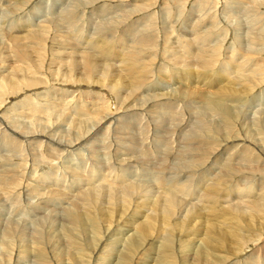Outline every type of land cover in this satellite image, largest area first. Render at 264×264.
Listing matches in <instances>:
<instances>
[{"label":"rangeland","instance_id":"1","mask_svg":"<svg viewBox=\"0 0 264 264\" xmlns=\"http://www.w3.org/2000/svg\"><path fill=\"white\" fill-rule=\"evenodd\" d=\"M81 1L82 0H79L78 2L76 0H0V33H3L2 36L0 34V170L8 172L12 169L17 176V181L15 180L16 183L20 181L23 184V186L21 187L26 190L25 192H22L23 189L18 187V189H20V191L18 192L14 188L12 189V187L8 184L3 185L2 181L0 180V212H3V214H6L7 212L9 214L7 215V219L10 220H14V214L16 213L18 216L24 218V220H22V223L24 225L28 223L29 225L33 224L36 226L40 214H37L35 206L41 205L46 198L50 197L53 199L55 204H62V211H66L65 207L67 209L74 207L76 203L79 202V200L76 198H80V192L85 188L87 193L92 192V196H95L100 199L97 200V203L95 205H100V208L102 206L104 207V209H106V211L103 212V217L99 218L102 225V237L98 236V240L96 239V242L90 245L92 247L88 246V248L86 249L88 250L87 255L91 256L92 263L95 260L98 261V259L107 262L105 258L111 249H104L102 252H105L106 254L103 255V257H100L98 256L99 250L97 251V246H99L100 241H106L108 231L111 232L116 227H119L122 223L126 224V221L131 224L134 223L137 219L141 220L142 218H140L139 216H142V214L140 212L144 213L145 210L147 212L146 214L151 216L152 212L155 213L159 210H156V205L154 204H157L160 201L162 193L169 191L170 194H176L175 192H177V196L181 197L180 203L176 209L177 211L175 210L176 213L168 223H171L169 225L171 228L169 227L170 230H167L173 233V243L175 242L173 247L174 259L169 260V257H167L168 264H191L193 261L192 257L194 256L189 254L190 256H187L188 260L184 259L182 258L185 255L183 251L186 248L187 253L190 251V249H195L194 251H197L196 249L199 248L198 245L201 246L205 239L206 240L204 243H206V241H208L211 236H213L214 238V234L210 233L212 231H218V229H221L223 227L219 225V222L216 220V218L219 217V213H225L226 209L229 206L230 209H241L240 213H234L233 216H228L230 220L228 219L229 221H227L225 224H230L228 226V230L236 231L238 234H240V240H237V245L234 243L236 241L233 242L231 240H226L225 243L223 242L222 244L220 241L221 239L219 241L218 239L212 240V252L215 264H233L232 262H235V260L237 259L241 262L236 264H264V249H260L258 242V240L261 241L264 238V209L257 211L255 207H248L249 203L252 202L255 197H260V194L262 196V187L264 186V181H261L260 178L262 177L264 179V173L260 176H258L257 173H248V178L242 179L240 173L237 172L235 174L236 176L234 175L235 177L233 182H230L229 186L224 187V189H226L227 187L229 188L221 191V193L219 191L220 194H216V204H214L215 206L212 208L211 204L205 202L204 195H207L209 197L210 202L212 201L210 195L207 194L206 189L210 187L209 185L211 183V186L213 185L212 181L215 175L211 178L210 181H200V171L197 172V176L199 178H197L196 176V179L189 177H179L181 176L180 174H178L179 176H176L178 170L172 166V168L170 169L172 171L169 172V169L167 168L168 172L166 171L167 169L165 170V172H163V176L165 173V179L159 184V182L161 181V176L155 175L153 176V178L150 175L149 178L146 175L147 172L144 173V171H148V174H151V170H154V168L156 167L155 163H157V165L160 163L159 158L157 157L158 154L160 155L159 152L161 151H159L158 147L155 146L156 141L154 142L153 137L151 138V136H153L155 132V129L154 124H149L150 120L148 119V115H146L147 121L142 126L138 124L144 121L145 118L143 117H145L144 113H146V110L152 112V110L150 111L149 109H159L152 106V99H145L143 95H146L147 93L154 94L155 96V94L158 93L162 94L170 92V90L173 91L177 86L179 87V85L181 86L184 84L189 86H195L196 91H210L211 87H207L209 82L203 81V76L200 75L201 72L205 71V69L201 68L202 65L201 67L199 66L201 64V59L205 58L206 60V58L208 57L206 53L212 55L214 52H216V54L219 55V60L216 59V63L211 66L212 68L214 67L213 69L211 68L213 70L212 74H214L215 76H219L218 74L220 69H225L226 71L224 70L223 73L227 76H230V78H232V80L230 79L232 82L234 80L239 79L240 77H243L241 81L243 83L245 82L246 87H248V89L246 88L247 92L250 93L252 91L251 97L249 98V100L251 99V101H248V104H257L256 108L260 107V105L258 104H262V106H264V41L253 43L248 37V35L253 32L252 27L250 25L251 20H255L254 18L257 17H261V20L263 19L259 28V34L264 36V0H251L249 4H245V0H93L90 3H83L82 7H79V10L76 12V14H79V16L76 17L74 22L64 23L61 20V16H63L65 12L77 7V5ZM99 4H101V6L104 5L105 9H110L109 13L107 14L109 15V17H104L105 19H98L99 14L101 13L99 12V10L101 11V6L97 7V5ZM92 8H94V10L96 11L91 12ZM146 8L150 9L146 10ZM225 9L227 10V12L231 11L230 14H225ZM128 12L134 13L133 15L135 16H133L128 21L125 20L122 24L118 25L117 27L116 24H114L113 20L110 19V24H108V26L111 27L108 28L113 27L112 29H106L102 32L97 31L98 27H96L94 23L99 22L101 20H107L108 22V18L114 17L115 19L116 16H118L119 18L121 14H126ZM232 14H235V17L233 19H231ZM150 17L151 19H157L155 20L157 22L156 24H154L153 28H151V33L147 35L145 33L144 35H146L147 37L153 36L152 30L155 31L154 34L157 43L152 48H149L148 46L144 47L143 45L136 42L138 40L136 36L137 31L135 32V34H132V32L130 31L137 25H141L140 23L144 20L145 21L143 22V26H146L147 20L150 23ZM211 22L215 23L214 26L216 27V30L212 29L213 25H211ZM42 25H47L45 26L46 28H44L46 30L43 29ZM209 26L211 27V29ZM62 27L64 29H62ZM125 28L129 29L126 30ZM198 29H200V31H205V34L202 38H199L197 35ZM222 31H224L222 33L223 35L220 34V32ZM241 38L243 39V41ZM201 39L203 40V44ZM238 40H240L241 46L245 44V46H242L243 48L241 49L237 43ZM94 41L102 48L106 47V45L108 44V47H111V49L113 48L110 52L111 55L109 54L107 56V59L104 58L106 57L105 53H103V55L100 53L99 50L93 47V44L95 43ZM123 41L125 43H123ZM246 41H249V44ZM112 46H114L115 48ZM141 46H143L144 49H142ZM202 49L203 51H201ZM209 50H211V52H209ZM153 51L155 52L153 53ZM190 51L192 52L191 55H189ZM155 53L157 56L155 55ZM228 56L231 57L228 58ZM181 57H183V59ZM189 59H195V62L193 60L190 61ZM142 60H145V62L143 63ZM89 61L92 64V69H94V73L96 74H93L91 77L86 75L87 73H89L87 70ZM141 62L144 64L143 67V64ZM72 63L74 65H72ZM145 66L151 67L153 69L151 70L150 68H147L149 69L147 71ZM143 68H145V70H142ZM133 70H135V73ZM141 72L143 75H141ZM189 72L195 74L190 75ZM150 73L152 75H150ZM133 74L137 75L138 79L136 78L137 76H133ZM146 74L148 75V78H146ZM31 76L33 78L29 79V77ZM184 76H188V80L183 79L182 81L181 78ZM39 77L44 81H42ZM141 77H144V80H142ZM165 78H167L168 80ZM254 78L257 80H255ZM5 80H7L6 83H4ZM138 80H142L143 85L145 83V87L143 86V89L140 88L141 92L137 91L139 90V85H136V82H138ZM35 82L39 83L40 85L38 84L37 86ZM204 82H207V86H204ZM148 88L149 91H147ZM241 89H243V86L241 87ZM195 100L198 101L199 99ZM175 101L178 106L176 110L178 109V113H180L181 111L179 110H182L181 106H184L185 100H179L178 102L177 100H174V102ZM247 108H249V106ZM113 112H116L117 115H119L120 113V115L117 117H122L123 115L124 119H134L137 123L135 125V123L132 122L133 120L130 122L128 121L129 124L127 125L131 124L128 128L130 129V131L128 130V132H125V129L124 131H122V128L120 127V130H118L119 132H111L112 135L116 134L113 137L108 131L109 136L106 135V137L104 138L106 149L104 150V153L102 151L98 152L99 160L101 161L103 159L102 161L105 162L104 166L106 168L103 166H95L94 163L97 164V162L91 160L93 158H90V152L85 148H83L85 150H81L83 156L85 155L82 158L81 155H79L78 153L79 149H64L59 145H51L50 143H46L48 141L47 136H49L50 134H53V138H56L58 140L62 138V144L75 142L76 140L81 139L83 140L94 131V128L97 127L100 122L106 120L105 116L107 114H114ZM197 112L199 113V110H197ZM187 115L188 114L185 113V116L182 117L188 119L189 115ZM137 124L139 126H137ZM11 125H13L14 127ZM15 126H22L25 128V131H21L19 128H17L18 132L15 133ZM30 126L33 127L30 128ZM106 126L107 124H105V127ZM120 131L122 137L124 136V139L119 137L121 136ZM136 131H138L142 135L146 134L147 136H150L151 141L149 140V144L151 143L150 145H152V143H155L153 148L156 153L158 151L159 152L157 155H155V158L153 155L152 159H150V162H153V160L156 161L151 167L143 168L144 164H141V166L137 163H131V166H129L130 168L127 167V169L125 170L124 167L120 168V166L115 163L125 157L121 156V153L125 152L126 150V139L134 140L133 138L136 135ZM261 131H263L262 133L264 134V128ZM37 132L40 135H38L37 137H31L29 141H27L26 139H24L25 137H23V135H30ZM123 132H125V134L127 133L128 135L122 134ZM101 133L102 132H99L95 135L92 134L90 136L91 139H87L85 143H93L94 145L99 143L98 147H100L103 143L101 141ZM258 133L262 135L261 137H264L260 130H258ZM16 134H19L22 137H18L19 135ZM8 136L14 137V142L15 140L21 142L20 145L22 147L19 145L20 149L21 151L25 152H22L23 154L21 153V155H17V158H11V161L6 162L3 157H5L8 152L11 151L10 153L12 154H16L17 152L16 150H8V143L6 141V138ZM130 136L133 137L131 138ZM238 136L243 139L245 135L240 134ZM117 139L120 140L118 141ZM25 141L27 142V144L25 143ZM39 141H42L44 144L42 143L43 147H40L37 150L36 147L37 143H40ZM32 148L35 151H33ZM166 149L167 152L164 153V156L162 153L161 156H168L170 149ZM40 152L42 153L40 154ZM228 152H230L231 154V152L233 153L235 152V150H230ZM61 154L63 156L60 157L59 155ZM39 155H41V157ZM229 155L224 154L223 157H228ZM48 156L50 158L47 159ZM22 157H24L23 160ZM34 157L37 159H35ZM180 158L181 157L179 156V159ZM187 158L185 160H187ZM42 159L44 160V162ZM51 159H53L52 162ZM176 160L178 159H169V164L174 163ZM185 160H180L179 164L184 165L185 163H187V161ZM12 161L14 163H12ZM16 161L17 163H15ZM18 161L21 162L19 165ZM40 161H42V163ZM107 163L109 164L107 165ZM109 165L113 167L109 168ZM19 166L22 168H20ZM163 166L166 167L165 165ZM20 169H24V172L26 174H24L23 171L21 173ZM128 170L129 172L133 173V176L137 175V179H140L139 181L142 182L143 187L140 188L142 190H138V193L135 192V195H138H134L135 198H131L129 204H122L125 205V207H123L121 204H116L118 202V199H113V194H115V192L118 193L119 191L118 185H114L116 180H114V177H117V175L120 174V176L123 175L121 177L126 180L124 184L136 183L134 181H128L131 179V173H129ZM117 172H119V174ZM209 172L210 171H207L206 175H208ZM143 174L146 175L148 178L146 177L143 179ZM169 174L171 175V177L175 175V178H171L172 180L174 179V182H172V180L170 179ZM254 174H256L258 179ZM27 176H31V182L29 183L26 182L29 179L24 178ZM89 178L93 182L95 181V184L92 182L93 184L86 185L87 181L90 180ZM112 179L114 180V182ZM166 179L167 181H165ZM168 179L171 181H169ZM238 179L243 180V183L238 182ZM258 180H260L261 182ZM179 181H184V184H187V182L189 181L190 183L188 184L190 186H195L194 190L191 188V193L186 192L184 194H180L178 192L179 190H177L178 186H176L177 188L174 187V184ZM25 183H28L27 186L25 185ZM10 184L14 185V182ZM160 185L164 187L161 188L165 191L160 189ZM112 186L113 188H111ZM167 186H169V188ZM145 187H148L149 189H147L149 191ZM110 188L111 191L109 190ZM143 188H145V190ZM174 188L176 191L174 190ZM140 191H145L146 193H148L145 194L146 197H148H141V195H139V193H141ZM225 192L228 193L225 194ZM93 193H95L96 195H94ZM7 196L12 197L7 198ZM101 197L103 199H101ZM143 198H145L146 204H144ZM24 199L28 201L30 200V202H28L29 204ZM191 201L193 202V204H195V206L193 204H190ZM140 202L142 204H140ZM31 204L33 206L35 205L33 209H31L29 206ZM139 205H145L146 207L144 209L141 208L142 210L140 209L139 211V209L135 207ZM205 205L210 207L208 208ZM133 207L137 209H134ZM154 207L156 211H153ZM247 207L250 209H248ZM198 208L204 211V218L200 217ZM112 210L114 211V213H112ZM127 211L129 212V214ZM134 211L138 212V214L136 215L137 219L132 218L135 215V213H133ZM163 213H165V208H162L160 212L158 211L156 215L154 214L156 216L157 222L154 223L156 226H154V230L151 234V238H153L152 240H156L158 237L161 238V240H164L166 237V230L162 226V223L164 222L162 216L165 215ZM120 214H122V216ZM236 214H238L239 223V229L238 226L235 227L237 230L233 226H231L232 223H235L237 221L236 219L234 221L231 220V218H234V215ZM131 215L133 216L130 217ZM157 215L158 217L161 216V219L160 217L158 218ZM250 215L253 218L251 220L252 225H250V222L247 221V218ZM108 218L109 220H107ZM30 220H32L33 223ZM176 222H178V225L175 224ZM210 224L212 226H210ZM174 228L176 229V231ZM178 228H180V230H178ZM189 229H191L192 233L191 231H189ZM203 235L205 236V239H202L204 238ZM206 236H208V238H206ZM218 236L219 235L216 234V237ZM187 239H189V241ZM97 241L99 244H97ZM238 241L241 242L239 243ZM45 242L46 239H44V243ZM213 242H219L217 243L218 247H214ZM149 243H152V241ZM153 245L157 244L153 243ZM43 247H45V244L43 245ZM93 248L94 251H92ZM177 250L179 251L177 252ZM89 251H97V253L94 255L92 252ZM154 252L155 250L153 252H149L150 254L148 253L149 255H147V257L144 256L145 260L143 262L152 259L153 255H155ZM252 255L256 258L250 259ZM96 256L98 259L96 258ZM140 256L141 255H137L130 262V264H137L139 261L142 262V260H140ZM257 258L261 260L259 261ZM99 262H97V264Z\"/></svg>","mask_w":264,"mask_h":264},{"label":"bare ground","instance_id":"2","mask_svg":"<svg viewBox=\"0 0 264 264\" xmlns=\"http://www.w3.org/2000/svg\"><path fill=\"white\" fill-rule=\"evenodd\" d=\"M76 1L78 2L79 0H76ZM92 1L93 0H82L78 5L75 3L77 5V7H75L74 9H72L70 11L65 12L64 15L61 16V20L64 23H72V22H74L76 17L79 16V14H76V12L79 10V7H82L83 3H90ZM95 1H98V0H95ZM245 1H246V3L244 2L245 4H249L251 0H245ZM98 6L100 7L101 4L97 5V7ZM239 7H242V6H239ZM106 9L104 8V5L101 6V11L99 10V12H101V13L99 14L98 19H100V18L101 19L102 18L105 19L104 17H109V15H107V14L109 13L110 9H107V11H106ZM148 9H150V8H146V10H148ZM94 11H96V10H94V8H92L91 12H94ZM168 12H171V11H168ZM230 12L231 11L227 12V10H226L225 14H230ZM133 14L134 13H129L128 12L126 14H121V16L119 15L120 16L119 18H118V16H116L115 19H114V17H111V18H108V22H107V20H103V21L101 20V21L96 22V23H94L93 21L92 22L96 25V27H98L97 31L98 32H102V31H105L106 29H112L113 28V27L112 28H108V27H111V26H108V24H110V22H109L110 19L113 20L114 24H116V27H117L118 25L122 24L125 20L128 21L133 16H135ZM234 17H235V14H232V18L231 19H233ZM236 18H238V17H236ZM254 19L255 20H253V19L251 20V24H250L251 27H252V31L253 32H251L248 35V37H249L250 41H252L253 43L264 41V36L259 34V28H260V25H261L263 19L261 20V17H257V18H254ZM155 20H157V19H153V18L151 19V17H150V23L147 20L146 21V24H147L146 26H143V22L145 21L144 20L141 23L139 22L141 25H137L136 27H134L133 29L130 30L132 32V34H135V32L137 31L136 32L137 33L136 36H137L138 40L137 41L135 40V41L138 42L139 44L143 45L144 47L148 46L149 48L150 47L152 48L157 43L156 38H155V34H154L155 31L152 30V35L153 36H150V37L146 36L147 34L151 33V28H153L154 24H156V22H157ZM57 24H58V22H57ZM235 24H236V22H235ZM263 24H264V22H263ZM103 25H105L106 27L103 26ZM127 25H129V24H127ZM211 25H213L212 29L216 30V27L214 26L215 23L211 22ZM45 26H47V25H44L43 29L46 28ZM59 27H61V26H59ZM62 29H64V28L62 27ZM125 29L127 30L129 28H125ZM210 29H211V27H210ZM44 30H46V29H44ZM223 32L224 31L220 32V34H222ZM145 33H146V35H144ZM0 34L2 36L3 33H0ZM204 34H205V31H200V29H198V34L197 35H198L199 38L200 37L202 38L204 36ZM130 35H131V33H130ZM133 36H135V35H133ZM135 39H136V37H135ZM242 41H243V39H242ZM20 42H22V41H20ZM246 42H248V44H249V41H246ZM123 43H125V42L123 41ZM237 43H238L240 49L243 48L242 46H245V44L241 46L240 40H238ZM202 44H203V40H202ZM108 45H106V47L102 48L101 46H99L95 42L93 44V47L96 48L97 50H99L101 54L105 53L106 57H104V58L107 59V56L110 54V52L113 49V48L111 49V47H108ZM96 46H98L99 48L96 47ZM143 46H141L142 49H144ZM112 47H114V46H112ZM251 47H252V45H251ZM63 49H64V47H63ZM145 50H146V48H145ZM201 51H203V49ZM154 52L155 51H153V53ZM209 52H211V50H209ZM191 54H192V52L190 51L189 55H191ZM155 55H156V53H155ZM206 55L208 57L206 58V60H205V58H202L201 62H200L201 64L199 63L200 64L199 66L201 67V65H202L201 68L205 69V71L201 72L200 75L203 76V81L209 82L208 86H207V82H204V86L211 87L210 91H204V92L203 91H201V92L200 91H196L195 90V88H196L195 86H192V85L189 86V85L184 84V85H181V86L179 85V87L177 86L175 89L173 88L174 87L173 86L172 88L174 90L173 91L170 90V92H167V93H162V94L158 93V94H155V96H154V94H150V93H147L146 95H143L145 97V99H148V100L152 99V101H153L152 106L155 107V108H159V109H156V110L155 109L153 110V108L149 109L150 111L152 110V112H149L148 110H146V113H144L145 117H143V118H145L144 121H142V122H140L138 124L142 126L147 121L146 115H148V119L150 120L149 124H154V129H155V130L153 129L155 132H154L153 136H151V138L153 137L154 142L156 141L155 142L156 143L155 146H157L159 151H161V152L158 151L160 153V155L158 154V152L156 153L154 148H153L155 143L154 144L152 143V145H150L151 143L149 144L150 136H147L146 134L142 135L138 131H136V135L133 138L134 140L126 139L127 140L126 146H125L126 150L124 149L125 152L121 153V156H125V157L122 158V160L120 159V161H117L115 164L120 166V168L124 167L125 170L127 169V167L131 166V163L132 164L133 163L134 164L137 163L139 165L144 164L143 168H146V167L149 168L152 165H154V162H156L155 160H153V162H150V159H152L153 155H154V158H155V155L158 154L157 158H159V162L160 163L158 165H157V163H155L156 167L154 168V170H151V172H150L151 174H148L149 173L148 171H144V173L147 172L146 175L148 177L150 175L152 177L155 176V175L161 176V179L159 178L161 180L159 182V184L161 182H163L164 179H165V173H164V176H163V172H165V170L167 168L169 169V172L172 171V170H170L172 168V166L175 167L178 170V171L176 170L177 171V175L176 176H179L178 174H180L181 176H179V177H186V178L189 177V178L196 179V176L198 175L197 172L200 171L201 172V175H199L200 181H210L211 178L214 177V175H215V177L213 178V181H212L213 185L211 186L212 183L211 184L209 183L210 187H208L207 189L205 188L207 190V194L210 195L212 201L210 202L209 201V197L207 195H204L205 196L204 197L205 198V202L208 203V204H211V206L213 208L215 206L214 204H216V198H215L217 196L216 194L219 193V191L221 193V191L226 190L227 188H229V187H227L226 189H224L225 186H229L230 185V182L231 183L233 182L234 177L236 176L235 174L237 172L240 173L242 179H247L248 178V173H257L258 176H260L261 174L264 173V137H261L262 135H260L258 133V130H260V132L262 133L263 131H261V130L264 128V106H262V104H258V105H260V107L256 108L257 104L256 105L248 104V101H251V99L249 100V98L251 97V92L252 91L250 93L247 92L246 88L248 89V87H246L245 82L243 83L241 81V79L243 77H240L239 79L234 80L232 82L231 81L232 78H230V76H227L226 74L223 73L225 69L224 70L220 69L219 74H218L219 76H217V75L215 76L214 74H212V72H213L212 69L214 67L212 68L211 66L216 63V59L219 60V58H218L219 55H217L216 52H214L212 55H209V54L206 53ZM214 56H216V57H214ZM87 57H89V56H87ZM183 57H181V58L183 59ZM229 57H231V56H228V58ZM127 58H128V56H127ZM172 59H173V57H172ZM195 59L194 60L191 59V60H193L195 62ZM190 61H189V63H190ZM142 62L144 63L145 60L144 61L142 60ZM154 62H155V60H154ZM196 64H195V66H196ZM72 65H74V64L72 63ZM129 65H130V63H129ZM190 65H191V63H190ZM131 66H132V64H131ZM143 66H144V64L142 65V67ZM146 66H149V65H146ZM146 66H145V68H146L147 71L149 70L147 68H150L151 70L153 69L151 67H146ZM199 66H197V67H199ZM85 67H86V63H85ZM87 67H88L87 70H88L89 73H87L86 75L91 77L95 73H94V69H92L93 67H92V64L90 63V61H89V64H88ZM138 68H137V70H138ZM145 68H143L142 70H145ZM133 71L135 73V70H133ZM201 71H202V69H201ZM214 71H216V70H214ZM189 73H190V75H194L195 74V73H191V72H189ZM183 74H181V75H183ZM68 75H69V71H68ZM134 75L135 74H133V76ZM141 75H143L142 72H141ZM150 75H152V74L150 73ZM135 76H137V75H135ZM146 76H147L146 78H148L147 74H146ZM30 78H33V77L31 76V77H29V79ZM136 78L138 79V76ZM188 78H189L188 76H184V77L181 78V80L182 81H183V79L188 80ZM22 79H24V78H22ZM141 79L144 80V77H141ZM165 79H167V78H165ZM41 80L44 81L43 79H41ZM142 80H138V82L135 81L136 85L137 86L139 85L138 86L139 90H137L138 87L136 89L138 92H141L140 88H142L145 85V83H144V85L142 84L143 83ZM255 80H257V79H255ZM6 81L7 80H5L4 83H6ZM161 82H163V81H161ZM177 82H179V81H177ZM23 83H25V82H23ZM182 83H185V82H182ZM238 83H239V85H238ZM35 84L38 86L39 83L35 82ZM242 86H243V89H241ZM126 89H128V88H126ZM147 91H149V88H148ZM195 99H199V100L196 101ZM174 100H177V102L179 100H185L184 106H181L182 110H179V111H181L180 113H178V109L176 110V108L178 106H177L176 101L174 102ZM150 104H151V102H150ZM248 106H249V108H247ZM143 109H144V107H143ZM197 110H199V113L197 112ZM113 113L114 114H112V113L107 114L105 116L106 120H104V121L101 120L102 122H100V124L98 123L99 125L94 128V131L92 130L93 132L90 133V135L88 137L85 136L86 138L83 139V140L81 139V140H76L75 142L62 144L61 143L62 142V138L61 137H59L61 139L58 140L56 138H53V134H50V135L48 134L49 135V136H47L48 141L46 143L47 144L50 143L51 145H59L60 147H63L64 149H71V150H74L75 148L79 149L78 153H79V155H81L82 158L85 155L83 156V153L81 152V150L83 148H85V149H87L90 152V155H91L90 158L91 157L93 158L91 160H94L95 162H97V164L94 163L95 166H97V167H99V166L105 167L104 166L105 162L102 161L103 159L101 161L99 160L98 152L102 151L104 153V150L106 149L104 138L106 137V135L109 136L108 131L110 133L113 132V131L116 132V131L120 130L119 128L121 127L122 131H124V129H125L126 130L125 132H128V130L130 131V129H128V128L131 125V124L127 125V124H129L128 121L130 122V121L133 120L132 122L135 123V125L137 123V122H135L134 119H132V120L128 119V118L124 119L123 115H122V117H117V116L120 115V113H119V115H117L116 112H113ZM185 113H187L189 115L188 119L182 117V116H185ZM137 116H139V115H137ZM209 116H211V117H209ZM132 117H134V116H132ZM244 120H246V121H244ZM239 123H241V124H239ZM105 124H107L106 127H105ZM138 124H137V126H139ZM20 125H22V124H20ZM11 126H13V125H11ZM31 127H33V126H30V128ZM15 128H16V130L14 129L15 133L18 132L17 128H19L21 131H25V128L22 127V126L21 127H19V126L16 127L15 126ZM99 132H102L101 133L102 134L101 141L103 142L100 147H98L99 143H97L96 145H94L93 143H85V141H87V139H91L90 136L92 134L95 135V134H98ZM125 132H123L122 134H125ZM240 134L245 135L243 139L238 136ZM16 135H19V134H16ZM38 135H40V134L37 132V133L30 134V135H23V137H25L24 139L29 141L31 139V137H37ZM44 135H45V133H44ZM115 135H112V133H111L112 137L115 136ZM120 135H121V131H120ZM263 136H264V134H263ZM18 137H22V136L19 135ZM119 137L124 139V136L122 137V135L119 136ZM130 137L132 138L133 136H130ZM80 138H81V136H80ZM16 139H19V138H16ZM106 139H108V138H106ZM111 140H113V139H111ZM6 141L8 143V150L9 151L10 150H16L17 151V152L15 151L16 154H12V153H10L11 152L10 151V152L7 153V155L5 157H3V159L6 162H8V161H11V158H15V157L17 158L18 157L17 155H21V153L23 151H21V149H20V146H21L20 143L21 142H19L17 140H15V142H14V137H9L8 136L6 138ZM39 142L40 143H37V147H36L37 150L40 147L42 148L43 144H44L42 141H39ZM25 143L27 144L26 141H25ZM22 145H24V144H22ZM35 146H36V144H35ZM25 147H26V145H25ZM117 148H119V147H117ZM166 148H168V150L170 149V152H169L167 157H163L164 153L167 152ZM85 149H83V150H85ZM32 150H33V148H32ZM32 150H30V151H32ZM107 150H109V149H107ZM140 150H141V153H140ZM230 150H235V152H233V153L231 152V154H230V152H228ZM33 151H35V150H33ZM36 152H39V151H36ZM41 153L42 152H40V154ZM162 153H163V156H161ZM37 154H39V153H37ZM224 154L225 155H229L230 154V155L228 157L227 156L223 157ZM39 156L41 157V155H39ZM59 156L61 157L63 155L61 154ZM179 156L182 159L181 158L179 159ZM24 157H22V160H23ZM168 157H170V158H168ZM48 158H50V157L48 156L47 159ZM173 158H176L178 160H176L172 164H169V159H173ZM186 158H187V160H185ZM19 159H21V158H19ZM35 159H37V158H35ZM44 159H45V157H44ZM25 160H26V158H25ZM52 160L53 159H51V162H52ZM180 160L181 161L185 160V161H187V163H185L184 165L183 164L180 165L179 164ZM40 162L42 163V161H40ZM43 162H44V160H43ZM54 162H56V161H54ZM12 163H14V162L12 161ZM15 163H17V161ZM20 163L21 162L18 161V165ZM108 164L109 163H107V165ZM110 165H114V164H110ZM110 165H109V168L113 167V166H110ZM163 165H165L166 167H164ZM22 167H23V164H22ZM22 167H20V168H22ZM206 167H208V168H206ZM101 169H102V167H101ZM168 169L166 170L167 172H168ZM103 170H104V168H103ZM113 170H115V169H113ZM22 171H23L24 174H26L24 172V169L21 170V173H22ZM116 171H114V172H116ZM174 171H175V169H174ZM207 171H210L208 173V175H206ZM128 172H129V170H128ZM19 173H20V171H19ZM117 173L119 174V172H117ZM129 173H131V172H129ZM132 174L133 173H131V179L130 180L127 179V180L128 181H132V182L133 181L136 182L134 184H128V183L124 184L126 182V180H124L121 177L123 175L120 176V174H119V175H117V177L116 176L114 177V180L116 179L114 185L117 184L118 185V189H119L118 193L115 192V194H113L114 195L113 199H118V202L116 204H119V205L120 204L121 205L122 204H127V203L129 204V201H131V198H133V197L135 198V196L138 195V194L135 195V192L138 193L139 192L138 190H142V189H140V188L143 187L142 182L139 181L140 179L139 180L137 179V175L133 176ZM146 175H144V174L142 175L143 179L147 177ZM254 175L256 176V174H254ZM142 176H140V177H142ZM169 176H170V179L171 178H175V175L171 177V175L169 174ZM16 177L17 176H16L15 172H13L12 169L10 171H8V172L4 171V170H0V180L2 181L3 185L4 184H6V185L8 184L9 186L12 187V189L14 188L18 192L20 191V189H18V187H20V188L23 189V190L21 189L22 192H25L26 190L23 187H21V186H23V184L20 181L18 183H16V181H17ZM179 177H178V180H179ZM199 177L197 176V178H199ZM24 178H28L29 179L26 182H28V183L31 182V176H27V177H24ZM133 179H135V180H133ZM250 179H252V178H250ZM257 179H258V177H257ZM96 180H98V179H96ZM114 180H113V182H114ZM171 180H169V181H171ZM260 180L264 181V179L262 177L260 178ZM260 180H258V181H260ZM165 181H167V179ZM236 181H237V179H236ZM13 182H14V185L13 184L11 185L10 183H13ZM92 182L93 181L90 179L89 181H87L86 185H90V184H93V183L95 184V181L93 183ZM156 182H158V181H156ZM172 182H174V179L172 180ZM238 182H242L243 183V180H241V179L239 180L238 179ZM28 183H25V185L27 186ZM180 183H182V184H180ZM188 183H190V182L188 181L187 184H184V181H181V182L179 181L176 184H174V187L178 186V188L177 187L176 188H177V190H179L178 192L180 194H184L186 192H190L191 193V188L194 190L195 186L194 187H193V185L190 186ZM242 183H240V184H242ZM164 184H163V186H164ZM163 186L160 185L159 186L160 189L164 188ZM259 186H261V185H259ZM167 187L169 188V186H167ZM111 188H113V186ZM111 188L109 189L110 191H111ZM145 188H143V189L145 190ZM162 190H164V189H162ZM174 190H175V188H174ZM180 190H183V191H180ZM229 191H230V189H229ZM100 192H102V191H100ZM140 192L141 193H139V195H141V197H146L145 194H148L145 191H144L145 193L142 192V191H140ZM112 193H114V192H112ZM175 193L176 194H170L169 191L168 192L166 191V192L161 194V199H160V201L158 203L156 202L157 204L153 203L154 205H156V210L159 209L158 210L159 212H160V210H162V208L163 209L165 208V213H163L165 215L162 216V218L164 219L163 220L164 222L162 221L163 222L162 226L166 230L165 239L163 238L164 240H161V238L158 237L156 240H152L153 238H151V234H152V232L154 230V226H156L154 223L157 222L156 221L157 219H156L155 215L157 214L158 211L155 212V213L152 212L151 216L146 214L147 213L146 210L144 211V213L140 212L142 214V216H139L140 214L138 216L140 218H142L141 220L137 219L136 215L138 214V212L134 211L133 213H135V215L134 216L133 215L130 216V217L133 216L132 218L137 219L134 223L129 224V222L126 221L127 223L123 224L122 223L123 220H122V222H121L122 226L119 224L120 225L119 227H116L111 232L108 231L107 239H106L105 242L100 241V244H99L98 241H97V244H99V246H97V251L99 250L98 256L103 257V255L106 254L105 252H102L104 249H109L110 248L112 250V251L110 250V252L108 253V255L105 258V260H107V262H104V260H99L97 258V256H96L98 261L95 260L92 263L91 262V256L87 255L88 250H86V249L88 248V246L94 244L96 242L97 237L101 236V234H102L101 233V229H102L101 226L102 225H101V221L99 220V218L103 217L102 216L103 212L106 211V209H104V207H102V206L100 208V205L99 206L95 205L99 198H97L95 196H92V192L87 193L85 188H84V190H81L80 198H78V197L76 198V199L79 200V202H77L74 207H71V208H68V209L65 207L66 211H62V204L61 205L59 203L55 204L53 199L50 198V197L46 198L42 202L43 205L42 204L39 205V206H35L34 205L37 214H40V217L38 218L36 226L33 225V224L29 225L28 223H26V225H24L22 223V220H24V218L21 217V216H18L16 213L14 214V217H15L14 220L13 219L10 220V219H7V217H8L7 215H9L7 212H6V214H3V212L2 213L0 212L1 213L0 214V243H1L0 244L1 245L0 246V264H97V262H99V261L100 262L98 264H130V262L137 255H141L140 256L141 257L140 260H142V262H140V261L138 263L136 262L137 264H168L167 263V261H168L167 257H169V260L174 259L173 258V247H174V243H175V242L173 243V236H172L173 233H171L170 231H167V230H170L169 229V227H170L169 225L171 224V223L170 224H168V223L170 222V219L173 218L174 214L176 213V211H177L176 209L179 206L180 199H181V197L177 196L178 195L177 192H175ZM227 193L225 192V194H227ZM93 194L96 195L95 193H93ZM107 194H108V192H107ZM245 194H246V192H245ZM226 196H228V195H226ZM9 197L11 198L12 196H7V198H9ZM15 197H17V196H15ZM51 197H53V196H51ZM159 198H160V196H159ZM178 198H179V200H178ZM101 199H103V198L101 197ZM143 199H144L143 200L144 204H146L145 198H143ZM155 199H156V197H155ZM15 200H16V198H15ZM24 200H26V199H24ZM263 200H264V186L262 187V196L260 194V197L259 196L255 197L253 199V201L249 203L248 207H255V209L257 211L258 210H262V209H264ZM157 201H158V198H157ZM26 202L28 203V202H30V200L29 201L26 200ZM191 202H190V204H193V202L192 203ZM140 204H142V203L140 202ZM111 205H113V204H111ZM193 205L195 206V204H193ZM29 206H30L31 209L34 208V206L32 204L29 205ZM122 206L125 207V205H122ZM135 207H137L139 209V211H140L141 208L144 209L146 206L145 205L144 206L139 205V206H135ZM180 207H181V205H180ZM206 207L209 208L210 206H206ZM229 207L226 209L225 213H219V217L216 218V220L219 222V225H221L223 227L221 229H218V231L216 230V231H214V232L212 231L210 233V234H214V238L216 237V234H218L219 236L216 237L215 239L213 238V236H211L208 239V241H206V243H204L205 240H206L205 236H204L205 234H204L203 235L204 238H202V239H205V240H204L202 245L200 244L201 246L198 245L199 248L196 247V248H198V249H196L197 251H194L195 249H193V250L190 249V251L187 253V248L186 249L184 248L185 250L183 252L185 253V255L182 258L188 260L187 256H190L189 254H191L192 256H194V257H192L193 261L191 260L192 263L190 262L191 264H215V261L213 260L212 240H217L218 239V241H219L221 239L220 241H221L222 244H223V242L225 243L226 240H231L233 242L236 241V242H234L236 245L238 244L237 240H240V236H239L240 234H238L236 231L228 230V226L230 224L229 225H225V224H226L227 221L230 220L228 216H231V215L233 216L234 213H240L241 209L240 208H235V210L237 211L236 212L234 209H230ZM120 208H121V206H120ZM137 208H134V209H137ZM223 208H224V206H223ZM98 209H100V210H98ZM242 209H243V207H242ZM248 209H250V208H248ZM154 210H155V207H154L153 211ZM128 211H130V210H128ZM150 211H151V209H150ZM198 211H199L200 217L204 218L203 217L204 211H202V209H200V208H198ZM115 212H116V210H115ZM112 213H114V211ZM128 214H129V212H128ZM120 215L122 216V214H120ZM159 215H160V213H159ZM105 216H107V215H105ZM157 217H158V215H157ZM159 217L161 219V216H159ZM235 219L237 221L235 223H232L231 226H233L234 228L238 226V229H239L238 214L234 215V218H231L232 221H234ZM252 219L253 218H252L251 215L248 216V218H247V221L250 222L249 223L250 225H252L251 224L252 223L251 222ZM107 220H109V218ZM112 220H113V218H112ZM118 220H120V219H118ZM30 221L32 222V220H30ZM130 221H131V219H130ZM103 222H105V221H103ZM175 224L178 225V222H176ZM188 224H189V222H188ZM210 226H212V225L210 224ZM178 230H180V228H178ZM175 231H176V229H175ZM189 231H191V229H189ZM205 232H206V229H205ZM191 233H192V231H191ZM176 234H177V232H176ZM186 237H187V235H186ZM206 238H208V236H206ZM44 239H46L45 243H44ZM99 240H100V237H99ZM187 240L189 241V239H187ZM151 241H152V243H149ZM258 242H259L260 249L263 250L264 249V238L261 241L258 240ZM153 243L154 244L156 243L157 245H153ZM217 243H219V242H213L214 247H218ZM44 244H45V247H43ZM148 246H150V247H148ZM90 247H92V246H90ZM94 248H93L92 251H94ZM90 249H92V248H90ZM154 250H155V252H154L155 255H153L152 259H150V260L148 259L149 261L143 262L145 260L144 256L147 257V255L150 254L149 252H151V251L153 252ZM92 251H89V252H92ZM97 251L96 252H92V253L95 255L97 253ZM178 251L179 250H177V252ZM259 252H260V250H259ZM246 257H248V256H246ZM246 257H244V258H246ZM254 258H256V257H253V255H252L250 259H254ZM257 259L259 260V258H257ZM30 262H32V263H30ZM239 262H241V261L237 259V260H235V262H232V263L236 264V263H239ZM248 264H250V263H248Z\"/></svg>","mask_w":264,"mask_h":264}]
</instances>
